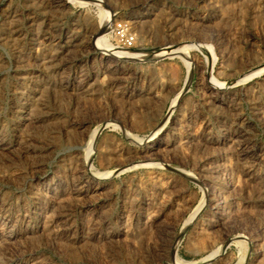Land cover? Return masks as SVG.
Segmentation results:
<instances>
[{"label": "rangeland", "instance_id": "obj_1", "mask_svg": "<svg viewBox=\"0 0 264 264\" xmlns=\"http://www.w3.org/2000/svg\"><path fill=\"white\" fill-rule=\"evenodd\" d=\"M263 68L264 0H0V264H264Z\"/></svg>", "mask_w": 264, "mask_h": 264}, {"label": "bare ground", "instance_id": "obj_2", "mask_svg": "<svg viewBox=\"0 0 264 264\" xmlns=\"http://www.w3.org/2000/svg\"><path fill=\"white\" fill-rule=\"evenodd\" d=\"M13 28V27H12ZM102 28H104V23H103V25H102ZM102 30V29H101ZM100 30V31H101ZM12 32L14 31L13 29L11 30ZM100 31H98L97 33H99ZM97 37V36H96ZM101 38V39H100ZM100 41V42H99ZM96 44L101 48V51L103 52V53H107L108 55L109 54H114V55H116V56H121V55H127V51H124V52H120V51H117L116 50V48H115V50H114V48H111V47H108V46H106L103 42H104V40H103V34H101V36L99 37H97L96 38ZM184 52H186V50H185V48H179V47H176V48H172V49H168V50H166L163 54H162V56L163 57H166V56H169V57H181V58H184ZM264 70V68L262 69V70H260V71H263ZM173 105V104H172ZM98 130V129H97ZM92 134V133H91ZM90 138V137H89ZM93 141H94V134L92 135V139H91V146H90V150L88 151V153L90 154V153H92V151H93ZM148 154V153H147ZM146 154V155H147ZM145 160H148L149 161V159H150V157H147V158H144ZM149 163V162H148ZM200 206V205H199ZM194 216V214L191 216V218ZM191 218L188 220V221H190L191 220ZM187 222V221H186Z\"/></svg>", "mask_w": 264, "mask_h": 264}]
</instances>
